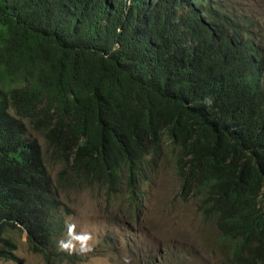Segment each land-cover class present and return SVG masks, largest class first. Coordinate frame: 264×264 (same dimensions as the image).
Here are the masks:
<instances>
[{"label": "trees", "instance_id": "trees-1", "mask_svg": "<svg viewBox=\"0 0 264 264\" xmlns=\"http://www.w3.org/2000/svg\"><path fill=\"white\" fill-rule=\"evenodd\" d=\"M260 28L228 0H0V259L23 264L7 233L25 230L46 264H76L57 245L58 190L139 213L172 162L230 264H264ZM30 128L63 164L60 183Z\"/></svg>", "mask_w": 264, "mask_h": 264}, {"label": "rangeland", "instance_id": "rangeland-1", "mask_svg": "<svg viewBox=\"0 0 264 264\" xmlns=\"http://www.w3.org/2000/svg\"><path fill=\"white\" fill-rule=\"evenodd\" d=\"M245 2L262 16L264 39V0ZM31 129L29 135L39 141L53 182L60 183L63 164L49 159L46 140ZM58 191L65 216L60 239H67V223H74L77 233L84 230L94 236L92 251L77 254L82 259L76 264H230L229 246L215 225L203 217L200 198L185 201L181 197L182 180L172 162L163 163L146 185L139 213L131 214L128 204L122 206L123 198L109 205L106 195L97 189ZM7 235L16 242L23 264H46L41 254L31 252L25 231L10 230ZM0 264L16 263L0 259Z\"/></svg>", "mask_w": 264, "mask_h": 264}, {"label": "clouds", "instance_id": "clouds-1", "mask_svg": "<svg viewBox=\"0 0 264 264\" xmlns=\"http://www.w3.org/2000/svg\"><path fill=\"white\" fill-rule=\"evenodd\" d=\"M228 1H233V2H235L237 4H245L246 3L245 0H238V1L237 0H228ZM247 6H248V4H247ZM248 7L253 9L257 13H259V11L257 9H255L253 7H250V6H248ZM260 17H261V21H262V16L260 15ZM261 29H262V26L260 28V33H261V38H262V42H263V45H264V39H263V36H262ZM203 102L207 106L210 107L212 105V103H213V99L210 96H206L204 98ZM64 227H65V225H64ZM66 228H67V239H60L61 236L63 235V231H64V229H63V231H62V233H61V235L59 237V241L57 242L59 250H61L63 252H67L68 254H72V255H75V256H77V254L84 255V254H87V253L92 251V247H93L92 242L94 240V236H93V234L91 232L81 230L79 233H77L76 232V225L74 223H67L66 224ZM27 240H28V238H27ZM226 244L229 246L228 243H226ZM16 254H17V251H16ZM78 258H79L78 262L81 261L82 258L80 256H78ZM5 261H7V260H5ZM11 262H13V261H11ZM230 262H231V254H230ZM125 264H127V261L125 262Z\"/></svg>", "mask_w": 264, "mask_h": 264}]
</instances>
